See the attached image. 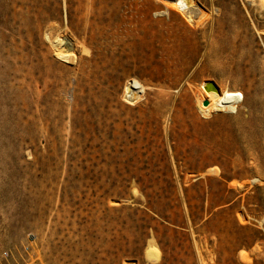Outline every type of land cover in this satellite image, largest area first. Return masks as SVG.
Returning a JSON list of instances; mask_svg holds the SVG:
<instances>
[{"label":"rangeland","instance_id":"374dc122","mask_svg":"<svg viewBox=\"0 0 264 264\" xmlns=\"http://www.w3.org/2000/svg\"><path fill=\"white\" fill-rule=\"evenodd\" d=\"M191 1L0 0V264H264V0Z\"/></svg>","mask_w":264,"mask_h":264},{"label":"bare ground","instance_id":"6f19581e","mask_svg":"<svg viewBox=\"0 0 264 264\" xmlns=\"http://www.w3.org/2000/svg\"><path fill=\"white\" fill-rule=\"evenodd\" d=\"M193 3L191 0H176L175 8L183 14H188V5ZM3 66L4 69H1ZM25 68H15L7 62H3L0 65V71L2 76H0V96H7V101L12 100V104H18L23 102L24 93H22L23 87L26 85V75ZM21 73V74H20ZM209 83V82H205ZM201 85L202 93H207L206 101L208 105L214 106L220 111H228L233 109L235 105L239 103V97H242L238 92H218L216 91H205L204 85ZM138 83L134 80L127 84L125 91L127 94L131 93L134 97L132 90L138 88ZM5 102V103H6ZM4 103V104H5ZM3 104V103H2Z\"/></svg>","mask_w":264,"mask_h":264},{"label":"water","instance_id":"95a60500","mask_svg":"<svg viewBox=\"0 0 264 264\" xmlns=\"http://www.w3.org/2000/svg\"><path fill=\"white\" fill-rule=\"evenodd\" d=\"M204 89H205V91H216V87H215V85L212 82L205 83ZM202 105L203 106H207L208 102L206 100H204L202 102Z\"/></svg>","mask_w":264,"mask_h":264},{"label":"built area","instance_id":"2783aa9c","mask_svg":"<svg viewBox=\"0 0 264 264\" xmlns=\"http://www.w3.org/2000/svg\"><path fill=\"white\" fill-rule=\"evenodd\" d=\"M2 255H3L4 258H6L8 256V253L7 252H3Z\"/></svg>","mask_w":264,"mask_h":264}]
</instances>
